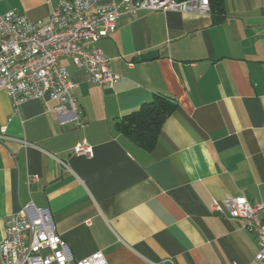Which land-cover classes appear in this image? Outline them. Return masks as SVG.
I'll list each match as a JSON object with an SVG mask.
<instances>
[{
    "label": "crops",
    "instance_id": "1",
    "mask_svg": "<svg viewBox=\"0 0 264 264\" xmlns=\"http://www.w3.org/2000/svg\"><path fill=\"white\" fill-rule=\"evenodd\" d=\"M57 2L0 0V14L47 23ZM224 4L217 24L211 13L122 16L96 45L121 76L111 87L64 60L83 126H61L56 101L14 108L0 90V243L7 220L26 213L48 216L76 261L103 252L108 264H257L255 234L212 206L264 204V0ZM155 95L178 108L148 152L115 124ZM82 140L93 158L73 153Z\"/></svg>",
    "mask_w": 264,
    "mask_h": 264
},
{
    "label": "built area",
    "instance_id": "2",
    "mask_svg": "<svg viewBox=\"0 0 264 264\" xmlns=\"http://www.w3.org/2000/svg\"><path fill=\"white\" fill-rule=\"evenodd\" d=\"M48 4L50 0H46ZM180 11L211 13L209 0H58L47 23L32 22L15 11L0 14V90H4L14 108L28 100L56 101L54 109L61 126H83L76 84L64 60H69L98 86L111 87L121 76L112 70L113 60L96 45L117 31L122 16L140 12ZM130 67L133 64H129ZM73 153L94 157L93 147L82 140ZM37 181L36 176L29 183ZM214 212L227 211L255 234L258 243L257 264H264V204H251L244 196L215 201ZM44 251L48 254L44 255ZM172 264L165 260L159 264ZM0 264H108L103 252L81 260L68 255L67 242L56 235L48 216L31 220L26 213L11 216L0 243Z\"/></svg>",
    "mask_w": 264,
    "mask_h": 264
},
{
    "label": "trees",
    "instance_id": "3",
    "mask_svg": "<svg viewBox=\"0 0 264 264\" xmlns=\"http://www.w3.org/2000/svg\"><path fill=\"white\" fill-rule=\"evenodd\" d=\"M188 1V0H177ZM214 22L220 23L225 16L224 0H209ZM178 104L175 100L155 95L154 99L143 104L115 124V129L139 148L151 152L159 141L165 122L176 112Z\"/></svg>",
    "mask_w": 264,
    "mask_h": 264
},
{
    "label": "water",
    "instance_id": "4",
    "mask_svg": "<svg viewBox=\"0 0 264 264\" xmlns=\"http://www.w3.org/2000/svg\"><path fill=\"white\" fill-rule=\"evenodd\" d=\"M158 57V54L157 53H151V54H148L146 56H144L142 58L143 61H148V60H152V59H155Z\"/></svg>",
    "mask_w": 264,
    "mask_h": 264
}]
</instances>
